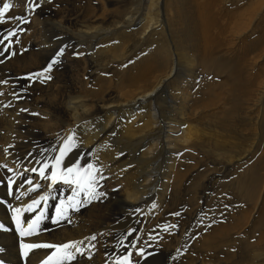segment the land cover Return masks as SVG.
I'll list each match as a JSON object with an SVG mask.
<instances>
[{
	"label": "bare ground",
	"instance_id": "1",
	"mask_svg": "<svg viewBox=\"0 0 264 264\" xmlns=\"http://www.w3.org/2000/svg\"><path fill=\"white\" fill-rule=\"evenodd\" d=\"M88 1L91 4L93 2V5L88 8V11L83 12L80 5ZM168 1L51 0L48 2V0H42L41 2V0H37V2H41L40 8L28 12L26 9L28 0H0V6L4 2L13 4V9L7 14L8 16L26 17L25 14H28L26 18H33L27 26L23 25L25 34L18 36L19 49L38 57L41 62L48 63V59L53 53L49 47L55 45L59 48L58 45L61 42L58 41L63 38L57 36L67 35L74 41L67 48L70 50H66L67 54L62 57L60 65L62 69H70L72 62H78L82 67L81 71L71 76L55 75L45 85L37 81V84L32 88L31 86L25 88L23 81H20V87L15 84H0V91L4 92V95L0 96V113H3L0 114V164H7L8 167L13 168L14 173L19 177L32 166L33 158L36 160L45 159V156L41 155V150H46L47 157L54 156L58 154L63 141L69 135H74L77 138L78 146L65 156L61 167L72 166L75 160L84 156L89 158L90 163L101 170L98 175L102 174L105 177L100 181L98 190L104 191L106 194L99 201H94L81 208L76 215L70 213L72 222L62 221L60 227L43 221V231L25 238H20L15 231L0 232V247L6 250L0 253V261L3 264H43L47 256L54 251L53 249H33L29 253L30 259L22 257L19 249L21 239L25 243L52 244L84 241L82 247H86L87 251L94 253L92 258H78L76 261L66 262V264H114L117 254L120 256L126 254L125 250L121 248L119 240L130 228L138 229L133 234L138 239L133 240V243H138L139 248L147 246L145 255L139 257V264H241L243 259L231 252L235 245V238L227 236V231L254 233L263 228L264 195L261 196L262 192H259L261 179L257 172L256 175L251 172L247 180H243V183L248 185L249 197L254 202V207L252 214L247 216L245 213H240L238 215V220L243 222L242 227L238 225L218 226L215 222L198 227L200 231L196 238L197 244L200 243L203 250L200 260L192 251L186 229L181 228L178 232L171 230L166 238L169 246L167 244L160 246L156 240L157 233L165 231V220L169 213L167 204L170 200L169 194L171 191H175V186L180 178L187 176L189 171L190 165L183 162L185 157L181 150L191 147L195 138L192 134H198L191 124L190 127H185L187 121L185 111L188 109L195 111L202 105L204 107L208 105V102L203 103L205 99L201 100L196 95L195 90L198 85H200L199 87L204 86V81L201 80V83L197 82L192 87L191 85L187 87H183L181 84L177 85L178 81L174 76L179 69V64L178 58L176 59V54L173 52L165 49V59H162V62H165L167 66H172L169 73L160 76L158 71H154V77L150 80L148 79L150 75L146 74L151 60L157 59L159 62L158 51L161 46L155 45L160 40L156 37V33L163 30L161 27L166 24L162 20V13H164V8L169 5ZM134 6L139 7V10L135 11L138 14L137 19H134L128 10L129 7L133 8ZM71 10L81 12L82 17L73 21L72 18L76 14ZM141 11L145 12L146 16L140 19L143 14ZM166 12L168 16H171L168 9ZM263 18L264 0L250 3L249 11L241 21V29L238 33L240 39L244 41L255 36L253 44L259 45L264 38L262 32H258L259 24ZM119 24L121 26L116 27ZM16 25V21L0 25V32ZM49 31L55 34L53 43L54 38L50 39ZM143 32H145L144 37ZM36 35L47 41L39 40ZM133 36L136 40L142 37L138 40L142 43L148 41V44L145 43L147 44L146 50L142 51V54L146 53L147 55L126 70H122L125 61L116 59V65L121 63L119 68H115L114 71H107L108 69L103 68L101 70V67L96 64L97 61L94 60L96 56H87L86 50L83 48V45L86 44L109 46L113 40L121 45L125 39L132 38L133 40ZM16 39V37L13 38V43ZM120 45L117 47L119 49L115 48L116 54L122 53L119 59L127 50L125 44L122 48L123 45ZM110 49L106 47L99 51L103 55L101 61L107 59L104 55L109 53ZM257 51L259 53L255 56L254 61L264 63V49L260 51L257 48ZM74 53L82 54L83 57L72 55ZM140 64L144 69L142 75L139 74L142 72ZM29 76L28 73H20L17 79L23 80ZM64 79L67 82H63ZM262 79L263 81H259L257 84L259 97H257V103L258 106L260 104L259 108L262 111L260 113L263 114L264 76ZM0 80L4 79L0 77ZM169 86H174L173 91L180 92L185 102L180 107L179 113L173 115L176 117L173 119L172 117L170 119L163 117L158 99L161 91ZM204 88L209 90V85L206 84ZM13 93H19L23 98L14 99ZM69 95L87 97L94 110L79 122L74 123L69 120L68 113L62 106L63 101ZM49 98H53V100L49 101ZM9 102H11V106L6 107L5 105H8ZM21 108L28 111L21 112ZM49 112L53 114V119L57 120L58 124L55 127L46 128L48 122L43 117ZM179 114L182 117H179ZM253 119L255 120V117ZM6 148L8 149L7 153L5 152ZM53 148L57 149L56 153L52 152ZM48 162L51 163V160L49 159ZM162 163L167 164L166 170L158 177H153L152 175L157 174V169L151 165ZM145 164L150 166L148 170H146L147 167L144 168ZM50 172V168L46 170V174H50ZM0 176H4V173L0 172ZM28 176L33 178L34 183L44 185L39 191L40 195L49 191L46 185L50 181H41L31 172L28 173ZM4 179L6 181L7 176ZM184 182H180V186ZM26 187L22 185L20 190H26ZM55 191L58 197L70 195L69 190L62 183L55 185ZM34 195L29 194V196ZM29 196H25L20 202H17L7 197L5 183H0V199H9L13 207L30 203ZM57 203L58 200L49 201L48 215H54ZM153 204L156 205L155 208L152 207ZM29 215L32 214H25L22 219H26ZM186 215L189 217V213L186 212ZM200 220L203 221L202 217ZM0 221L5 224L10 223V213L6 207H0ZM190 221H192L193 227L197 224L194 214L190 215ZM245 226L247 227L242 230ZM91 235L98 236L95 249L88 247V239ZM124 243L127 245L128 240H125ZM126 251L135 255L134 249L131 247H128ZM133 264H135V260Z\"/></svg>",
	"mask_w": 264,
	"mask_h": 264
},
{
	"label": "rangeland",
	"instance_id": "2",
	"mask_svg": "<svg viewBox=\"0 0 264 264\" xmlns=\"http://www.w3.org/2000/svg\"><path fill=\"white\" fill-rule=\"evenodd\" d=\"M169 1V5L164 8V13H162V20L166 24L164 23L165 26L161 27L163 30L156 33V37L160 40L155 45H160L163 49L160 48L158 51L159 62L156 59L151 60L152 62L148 64L147 69L151 68L149 71L146 70V74L151 76L148 79L154 77V71H158L160 76L171 71L172 66L169 67L165 62H162V59H165V49H167L176 54V59L178 58L179 69L174 76L178 81L177 85L181 84L183 87L191 85L192 87L197 82L201 83L202 80L205 85H209V90L204 88L205 85L201 87L198 85L195 88L196 95L201 100L205 99L203 103L208 102V105L206 107L202 105L195 111H190V109L185 111L187 121L184 126L190 127L191 124L198 134L191 133L192 136H195L194 143H192L194 146L191 145V147L181 150L185 157L183 162L190 165L189 171L187 176L180 178L175 186V191L170 192V200L167 202L169 213L165 220L166 226L175 224L176 227H169L168 231H164V233L158 232L156 240L160 246L168 245L166 238L171 230L178 232L181 228L186 229L192 251L200 260L203 250L201 244H197L196 239L200 231L199 226L215 222L218 226L238 225L242 227L243 222L238 220V215L240 213H245L247 216L252 214L254 202L249 197L248 185L243 183V180H247L251 172L255 175L257 172L260 176L259 192H262L261 196L264 195V113H260L262 112L259 108L260 104L258 106L257 103V84L259 81H263L264 63L254 61L255 56L259 53L257 48L260 51L264 49V38L259 45H255L253 44L255 36L243 41L238 35L241 21L249 11L250 3L256 0ZM94 4L98 6L96 2ZM92 5L93 2L91 4L88 1L80 5V9L86 12ZM138 8L137 6L128 8L134 19L138 18V14L135 12ZM167 9L171 16L166 14ZM71 11L76 14L72 18L73 21L83 15L77 10ZM142 13L140 19L146 16L145 12ZM25 15L27 17L28 14ZM31 18H27L28 23L23 25L27 26L32 21L33 18ZM23 25H20L22 32H19L18 36L25 34ZM119 26L121 25L116 27ZM259 27L258 32H262L264 35V18ZM49 32L50 39L54 38L53 43L55 34ZM144 36L145 32H143ZM57 37L63 38L58 41L61 42L58 45L59 48L65 45L69 47L74 41L67 35ZM36 38L43 42L47 41L39 35H36ZM141 38L136 40L133 36V40L129 38L122 42L121 45L125 44L127 50L125 49L126 53L122 55L121 59L119 56L122 53H115V48L120 44L118 45L114 40L110 42L109 46L82 45L87 56H96L94 60L97 61L96 64L101 67V70L114 71L115 68H119L121 63L116 65V60H124L126 65L123 63L122 70H126L147 55L146 53L142 54V51L146 50L145 46L148 41L144 43L138 41ZM105 46L111 48V51L109 50V53L104 55L107 59L101 61L103 55L99 51L106 49ZM18 47L19 43H16L15 40L9 52L16 54L10 59H5L8 56L7 52L0 57V60H5L0 64V77L8 80L6 85L15 84L20 87V81H23L24 85L32 88L38 80H18L17 76L20 73L33 74L43 71L59 48L55 45L50 46L53 53L48 59V63H44L38 57L24 52ZM2 48L3 45H0V49ZM67 48L66 50H70ZM95 49L97 52L94 51ZM66 54L67 51H65ZM154 55L156 56V54ZM77 56L83 57L82 54ZM61 59L63 60V58ZM151 64L153 65L151 66ZM140 66L142 72L139 74L142 75L144 69L141 64ZM70 67V69H62L61 65L54 66L50 75L52 77L55 75L67 77L82 70L78 62H72ZM63 82H67V80L64 79ZM173 89L174 86L167 87L161 91L158 98L162 107V115L166 119L176 118L173 115L178 114L182 104H185L180 92L177 93V90L173 91ZM51 99L53 100V98H49V101ZM178 116L182 117L180 114ZM184 126L183 128H185ZM75 162H79L84 167L90 163V159L84 156ZM152 166L157 169V174L152 175L153 177H158L167 168L166 163L153 164ZM145 167L148 170L150 166L145 164ZM182 181L185 182L180 186ZM177 212L179 216L175 215ZM186 212L189 213V217ZM191 214H194L197 220L194 227L190 221ZM201 217L203 221L200 220ZM246 227H243L242 230ZM260 231L254 233H250L248 230H246L248 233H240L236 230L234 232L227 231V236L235 238V245L231 252L243 259L241 264H264V226ZM235 232L240 234L236 235Z\"/></svg>",
	"mask_w": 264,
	"mask_h": 264
},
{
	"label": "snow or ice",
	"instance_id": "3",
	"mask_svg": "<svg viewBox=\"0 0 264 264\" xmlns=\"http://www.w3.org/2000/svg\"><path fill=\"white\" fill-rule=\"evenodd\" d=\"M42 2V0H41ZM41 2L37 0H28L26 4V9L28 12H33L40 8ZM51 2V0H48ZM13 9V4L10 2H4L0 6V25L9 23L10 21H16L17 25L12 28L4 29L0 32V45H3V48L0 49V57L4 56L5 53H8V56L5 59H10L15 52H9V49L12 48L13 37H16V43H19L18 33L22 31L20 25L28 23V20L25 16H8L7 14L10 10ZM7 41V44H5ZM68 46L60 47L51 58L50 62L41 72L30 74L29 77L25 79H31L33 81L38 80L41 84L46 81H50L53 77L50 73L53 71L54 66H58L62 63V57L65 55L66 48ZM73 55H78L74 53ZM5 60H0V64L4 63ZM0 84H8V80H0ZM28 86L25 85V88ZM4 92L0 91V96H3ZM14 99L23 98L19 93H13ZM7 106H11L9 102ZM21 112L28 111L27 109H20ZM36 115L34 113H30ZM75 131V130H73ZM77 138L74 135H69L64 141L62 146L59 147L58 154L47 157L46 150H41V155L45 156L43 160H36L33 158L31 161L32 166L25 170L22 174L17 177V174L14 173L13 168L8 167L7 164H0V172L4 173V176H0V183H5L7 188V197L14 199L17 202H20L23 197L29 196V194H35L34 196H29L31 200L30 203L24 204L22 206L13 207L9 199H0V207H6L10 213V223L5 224L0 221V232H9L15 231L20 238L31 237L36 235L39 231H43L42 222L48 221L56 227L62 226L61 222L71 223V215H76L81 208L90 205L94 201H99L106 194L104 191H99L100 181L104 180V175L98 173L101 172L100 169L96 168L93 164L88 163L86 166L82 167L79 162H74L72 166L61 167L64 162V158L68 155L73 149L77 148ZM11 147V146H9ZM8 149H5L7 153ZM53 153L57 152L56 148L52 149ZM49 159L51 163H49ZM39 165V167H37ZM51 169L50 174H46V170ZM31 172L41 181H50L46 185L49 191L45 192L43 195L39 194V191L42 190L44 185L42 183H34L33 178H29L28 173ZM11 173L12 175H7ZM7 176L5 181L4 177ZM57 183H62L70 192V195L66 197H58L55 191V185ZM22 185L27 186L26 190H20ZM38 196V198H35ZM56 201L58 203L55 206L54 215H48L47 209L49 201ZM153 208L156 207L155 204L152 205ZM25 214H32L22 219ZM179 216V213H175ZM26 224V227H25ZM14 225V227H13ZM175 228L176 225H170L165 227V231H168V228ZM138 229H128L127 232L123 235V238L119 240V244L122 249L125 250L123 256L117 254L114 264H139V257L145 255V248H139L138 243H133V240H137L133 234ZM102 235V234H101ZM132 239H129V238ZM128 240L127 245L124 241ZM98 241L97 235H91L88 239V247L95 249L96 243ZM84 241H74L71 243H61V244H52V243H25L23 239L19 243L20 254L22 257L29 258V253L33 249H53L51 255L47 256V259L43 264H66V262L76 261L78 258H87L91 259L94 253L87 251L86 247H82ZM128 247L134 249L135 255L133 253H128L126 250ZM6 250L3 247H0V253L5 252ZM0 264H3L0 261Z\"/></svg>",
	"mask_w": 264,
	"mask_h": 264
},
{
	"label": "clouds",
	"instance_id": "4",
	"mask_svg": "<svg viewBox=\"0 0 264 264\" xmlns=\"http://www.w3.org/2000/svg\"><path fill=\"white\" fill-rule=\"evenodd\" d=\"M62 106L68 113L69 120L74 123L79 122L83 117L87 116L94 110V107L89 103L88 98L82 95L67 96L63 101ZM43 119L48 122L45 126L46 128L55 127L58 124V121L53 119V114L51 112L46 114Z\"/></svg>",
	"mask_w": 264,
	"mask_h": 264
}]
</instances>
